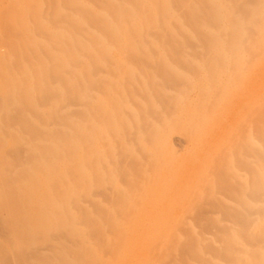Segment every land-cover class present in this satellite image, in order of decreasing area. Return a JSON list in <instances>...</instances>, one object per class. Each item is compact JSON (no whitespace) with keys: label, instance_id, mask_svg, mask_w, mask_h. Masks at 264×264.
Here are the masks:
<instances>
[{"label":"bare ground","instance_id":"obj_1","mask_svg":"<svg viewBox=\"0 0 264 264\" xmlns=\"http://www.w3.org/2000/svg\"><path fill=\"white\" fill-rule=\"evenodd\" d=\"M14 4L13 11L23 15L14 21L17 26L9 23L16 19L13 15L10 20L11 8L5 14L9 20L1 22L10 28L5 34H17V43L15 39L6 43L17 44L19 53L17 57L11 52L17 57L14 63L3 59L8 51L6 57L3 53L0 63L7 64L0 66V87L12 83L18 88L8 89L14 97L9 92L13 101L6 103L11 96L2 87L7 97L3 93L0 101L5 103H0L5 106L0 111L28 122L21 127L36 130L32 135L39 136L38 141L31 144L29 139L31 146H26L33 155L46 151L42 154L47 160L40 158L47 161L42 167H49L44 168L48 182L55 183L49 184H62V190L64 184L62 192L69 191L68 195L80 193L70 186L66 191V184L79 189L100 183L97 187L109 192L110 185L112 196L102 192L112 201L90 199L99 190L96 186L92 191L84 186L89 192L80 195L88 198L86 202H105L97 207H106L105 212L106 201L113 203L109 214L118 221L110 218L108 224L113 222L119 232L141 234L140 243L153 237L161 249L169 245L172 264H264V0H14ZM6 117L5 122H14ZM21 154L19 160L24 158ZM33 155H28L30 163L38 162ZM41 174L35 175L48 180ZM50 196L48 203L55 202L56 209L70 206ZM71 197L69 201L77 196ZM16 198L10 206L21 199ZM82 199L79 204L87 206ZM74 201L79 200L71 201L75 205ZM53 207L52 213L46 212L54 217L68 212L64 207L56 214ZM79 213L88 215L81 209ZM69 221L63 225L74 227ZM155 244L144 249L153 251ZM163 252L156 258H163L167 251ZM145 255V260L158 261Z\"/></svg>","mask_w":264,"mask_h":264},{"label":"rangeland","instance_id":"obj_2","mask_svg":"<svg viewBox=\"0 0 264 264\" xmlns=\"http://www.w3.org/2000/svg\"><path fill=\"white\" fill-rule=\"evenodd\" d=\"M2 0H0V32H2V34H0V59H2V57H3V55L5 54V57H6V55H7V51H8V55H7V58H3V59H6V61L7 62H13L14 63V61H15V59L14 58H17L18 56V53L19 52H17L19 49H17V47H18V45L16 46L15 44H14V42H15V40H16V42L15 43H17V39H15L14 37H16V35L14 34L13 36H10L9 34L7 35V34H5L6 33V29L7 28H9L8 26H7V28H5V26L6 25H4V24H6V22H7V20H9V19H6V18H8V17H6L7 15H5L6 13H8L7 11L11 8V12L10 13H12V17H13V15H15V20H13L14 19V17L12 18L11 16H9L10 18H12V19H10V20H13V22L12 21H9V23L11 22L12 24L13 23H15V26H17V22H14V21H16V20H19L23 15L21 14L22 12L20 11V10H22L20 7V5H16V8H19L20 10V14L22 15H20V14H18V11H16V13L13 11L14 10V7H15V4H14V0L13 1H9V0H3L2 2H1ZM12 2H13V4H12ZM16 2V1H15ZM9 3H11L12 4V6H10V4ZM18 4V3H17ZM2 5V6H1ZM4 5V6H3ZM14 6V7H13ZM9 7V8H8ZM5 9H7V10H5ZM16 10V9H15ZM2 11H4V12H2ZM6 11V12H5ZM14 13V14H13ZM9 14V13H8ZM11 15V14H10ZM21 16V17H20ZM6 17V18H5ZM18 17H20V18H18ZM2 18H4V24L2 23L3 22V19ZM2 19V20H1ZM6 19V20H5ZM2 21V22H1ZM9 25V24H8ZM2 26V27H1ZM12 26V25H11ZM4 27V28H3ZM11 28H13V29H16L17 27H11ZM3 29V30H2ZM10 29V28H9ZM2 30V31H1ZM4 30H5V33H4ZM7 31H8V29H7ZM16 30H13L12 31V29H11V33H14ZM10 33V32H9ZM16 33H17V31H16ZM3 35V36H2ZM2 39V40H1ZM12 40V41H14V42H12V41H8L9 43L7 44L6 43V41L7 40ZM15 39V40H14ZM27 40H29L28 39V37H27ZM6 44H5V43ZM11 42V43H10ZM4 43V46L2 45ZM14 44V45H13ZM5 45H7V48H9V47H11V46H13V47H11V48H9V49H7L6 48V46ZM8 45H10V46H8ZM15 46V47H14ZM6 48V49H5ZM15 48H16V50H15ZM4 49V50H3ZM14 49V50H13ZM9 51H10V53H9ZM15 52V53H13L15 56H17V57H15L13 54V57H11L12 55H11V52ZM2 53V54H1ZM4 53V54H3ZM11 55V56H10ZM9 56V57H8ZM29 57V54H26V56L25 57ZM10 58H13V59H10ZM3 59H2V61H3ZM27 59V58H26ZM1 61V63H0V66H5L6 64H7V62L6 63H3ZM13 63H11V65L13 64ZM4 69V68H3ZM2 69V70H3ZM1 71V70H0ZM3 72V71H2ZM2 72H1V76H2ZM0 76V77H1ZM0 81H1V78H0ZM12 82V81H11ZM0 85H1V83H0ZM4 86V85H3ZM2 86V87H3ZM2 87H0V95L2 96V97H0V100H4L3 98H5V96H6V94L4 93L5 91L4 90H6V93L8 94L7 96H11L12 95V92L11 91H13V89L12 88H14V89H16V88H18V87H13V84L12 83H9V85L7 86V87H3V89L4 90H1L2 89ZM7 88V89H6ZM8 89H12L11 91L10 90H8ZM1 91H3V92H1ZM8 91V92H7ZM15 91V90H14ZM9 92H11L10 94L11 95H9ZM16 92V91H15ZM15 92H14V95H15ZM5 94V96H4V94ZM6 96V97H7ZM13 96V95H12ZM12 96L11 97H7V98H5V101L7 100H9L10 99V101L12 102L13 100H11L12 99ZM14 97V96H13ZM5 101H0V102H3V103H5ZM7 101H6V103H7ZM1 104L0 103V107L2 108V106L4 107L5 106V104ZM5 109V108H4ZM0 110H3V108L2 109H0ZM4 112V111H3ZM3 112H1L0 111V113H1V116H0V119H1V121H3V123H1V121H0V141H1V143H0V196L2 197V200H3V196H5L7 193H8V195H6L5 196V199H4V201H1V197H0V221L2 222V224H4V227H3V225L1 226V227H3L2 229H0V264H1V262H3V263H5V264H7V262L9 263V264H151V262L150 263H147V262H149V260L150 261H152V260H154L153 258H152V260L151 259H149V260H145L146 259V253H147V258H150L149 257V255H150V252L152 253L153 251V253H156L157 255H159L160 256V254L158 253V252H160L161 250H162V252L165 250V252H163V254L165 255V258H164V255H163V258H161V257H158V259L156 258V254H153V255H150L151 257H153V256H155V260H158L159 262H163L164 260H165V264H169V262H170V264H172V260L170 261V258H171V253H172V249L171 248H169L170 246L169 245H161V246H163V248L161 249L160 247H159V241H157L155 238H153L152 236V238H149V239H146V240H144V241H146L147 243H145L144 241H142V243H140V241L141 240H143L144 239V236H143V239H142V235L141 234H139L138 233V235H133V234H130L129 232H127L128 234H126L125 232L126 231H124V230H122L124 233H122V231H120L119 232V230L121 229H119V228H117V230H116V227H114V225H113V222H116V221H118L117 219H115V218H112L113 216H111L110 214H113V213H111V211H109L110 209H111V207L113 206V203L112 204H110V202H109V200L110 201H112L110 198L111 197H107L106 196V193H104V192H107V195L108 196H112V193H111V191H112V187L109 185V189H106V190H110V192L109 191H105V189L104 188H98L101 184L100 183H97V185H98V187H97V185H95L96 186V188H98L99 190H100V194H99V190H98V192L97 193H95V192H93V194L92 195H90V196H88L90 199H93V198H100V199H98V200H101V202H102V200L103 201H105L104 199L105 198H109V200H107L106 201V206H107V213L109 214V212H110V216L108 217V215H106V212L104 211L105 210V208L106 207H104L103 208V206H104V204H105V202H103V203H101L100 201H99V203H101L103 206L101 207V208H99V209H101V210H99V209H97V207H99V206H101V204H96L95 202H96V200L94 199V200H92V201H90V202H86V201H88V198H87V200L85 201V199L83 200L82 199V195H83V197H84V194L86 195V193L87 192H89V190L91 189V191H92V189L95 187V186H93V185H89L90 187H88L87 185H84V186H86V187H88L89 188V190H87L83 185H81L80 187L79 186H77V187H79V189L78 188H75L76 186H71V185H68V184H66L67 186H66V191H67V189L69 188L68 186H70V188H74V189H71V190H78V193H80V194H82V195H80V194H75V195H68L67 193L69 192H66V193H63V192H65V188H64V184H63V189L64 190H62L61 189V185L62 184H60V185H55L56 187H58V188H56L55 189V186L53 187V186H51V185H53V184H49L50 182H48L49 181V172L47 171L48 170V164L46 165L48 168H46V167H42V166H45L44 164H46L47 163V161H44V163H43V161H41V158L42 159H44V160H47V158L45 157V154L43 155L42 153L44 152H46V151H44V149H43V152L41 151V150H39V152L41 153V155L38 153V154H35V155H33L32 153H33V149H30L29 150V148H28V146H26V145H29V143L31 142V144H32V140H36V141H38L37 139L39 138V136H37V137H35L34 136V133H33V135H32V132H35V131H32L31 132V130L28 128V127H26L27 126V124H28V122H20V120L18 119V121L17 120H15L17 117H15V116H13V115H10V116H7V117H11V119H13L14 117V119L13 120H10L9 118H7L6 117V115H3L2 113ZM5 114V113H4ZM3 117H6V118H4V119H6L7 121L9 120V121H14V122H5L4 120H3ZM15 121H16V123H15ZM15 124V125H14ZM20 124H22V125H25L26 124V126H24L25 127V130H26V132H25V130L20 126ZM8 125H11L10 126V128H9V126ZM13 125V126H12ZM17 125V126H16ZM2 126V127H1ZM17 127L19 128V129H17ZM20 127H21V129H20ZM5 128V129H4ZM11 128L13 129V130H11ZM27 128V129H26ZM2 129H3V131H2ZM10 129V130H9ZM29 129V130H28ZM23 130H24V132H23ZM28 130V131H27ZM6 131V132H5ZM10 131V132H9ZM7 132L8 133H10L9 135L7 134ZM15 132V133H14ZM24 134H23V133ZM30 134H29V133ZM14 133V134H13ZM35 134H37V135H39L38 133H35ZM11 135V136H10ZM14 135H16V136H14ZM24 135H26V136H24ZM18 136H20V137H18ZM5 137V138H4ZM21 137L24 139V141H22V139H21ZM27 138H28V140H27ZM41 138V137H40ZM26 139V140H25ZM29 139H31L30 141H29ZM16 141V142H13V141ZM4 143H3V142ZM22 141V142H21ZM29 141V143H27ZM40 141H41V139H40ZM40 141L39 142H35L36 144H39L40 143ZM18 142L19 143H22L21 145H23V143L25 142V147L24 146H21L20 144H18ZM34 142V141H33ZM3 143V144H2ZM13 143V144H12ZM35 143H33L34 145H35ZM31 144L29 145V146H31ZM40 144H42V143H40ZM40 144H39V146L37 145V147H40ZM175 144H179V143H175ZM1 145L3 146V147H1ZM18 145H20V147L18 146ZM16 146V147H15ZM36 146V145H35ZM176 146H178V145H176ZM22 147V148H21ZM27 147V148H26ZM18 148H20L19 150H18ZM33 148V147H32ZM7 149V150H6ZM10 149V150H9ZM24 149H28L26 152L27 153H29L28 155H29V157H30V153H31V158H32V155L36 158V159H39L40 157V160L38 161V162H36L35 161V158H34V162H36V163H38V164H42V165H40V167H42L43 169H41L40 167H38V164H36V163H33V162H31L30 163V161H31V158L29 159V157H28V155H26L27 153L26 152H24ZM6 150V151H5ZM10 151H12V152H10ZM3 152V153H2ZM5 152V153H4ZM7 152H8V154H7ZM20 153H22L24 156V158L26 159V157H28L26 160L24 159V158H22V159H18V158H20L19 156L20 155H18V154ZM26 153V154H25ZM12 154V155H11ZM16 154V155H15ZM22 154H21V156H22ZM5 155V156H4ZM3 156V157H2ZM16 157H17V159H16ZM39 157V158H38ZM12 158V159H11ZM2 159V160H1ZM6 159V160H5ZM11 159V160H10ZM16 159V161H14ZM28 159H29V161H28ZM4 160V161H3ZM10 163H9V162ZM14 161V162H13ZM23 161H26L25 163L23 162ZM15 162H17V163H15ZM21 163V165H19L20 163ZM30 163V164H29ZM32 163H33V165H37V166H34V167H38V169L36 170L34 167H32ZM15 164V165H14ZM14 165V166H13ZM2 166H3V168H2ZM9 168H8V167ZM16 166V167H15ZM20 166V167H19ZM22 166V167H21ZM6 169H5V168ZM40 168V169H39ZM47 169V170H45V169ZM2 169V170H1ZM35 170L36 171H38V173L37 172H35ZM45 171V172H41V171ZM31 171V172H30ZM34 171V172H33ZM47 171V172H46ZM3 172V173H2ZM6 172V173H5ZM10 172V173H9ZM39 172H41V173H45L44 175H45V177H47L46 179H48V180H42V179H44V177H43V174H41V173H39ZM9 173V174H8ZM32 173V174H31ZM41 174L42 175V179H41V175L40 176H38V175H35V174ZM33 174H34V176H33ZM3 175H5V176H3ZM13 175V176H12ZM15 175V176H14ZM16 175H18V176H16ZM26 177H25V176ZM2 176V177H1ZM7 176V177H6ZM20 176H22V177H20ZM29 176V177H28ZM31 176V177H30ZM35 176H37V179H36V177ZM153 176H155V175H153ZM40 177V178H39ZM9 178V179H8ZM23 178V179H22ZM32 178V179H31ZM155 178H156V176H155ZM12 179V180H11ZM21 181H20V180ZM32 181H31V180ZM147 179V178H146ZM37 180H38V182H37ZM152 180V179H151ZM140 181H142V179L141 180H139V182ZM147 181V180H146ZM8 182H10V184L8 183ZM48 182V183H47ZM142 182H144V180L142 181ZM152 181H149V183H151ZM51 183H54V182H51ZM57 183V182H56ZM3 184V185H2ZM49 184V185H48ZM55 184V183H54ZM100 184V185H99ZM2 185V186H1ZM105 184H103V186H104ZM121 186H122V184H120ZM8 186V187H7ZM11 186V187H10ZM83 186V187H82ZM93 186V187H92ZM107 184H106V186H104L105 188H107ZM49 187V188H48ZM53 187V188H52ZM111 188V189H110ZM3 191H5V192H2V190ZM47 189V190H46ZM52 189V193H51V190ZM53 189H55L54 191H57V189H58V192H55L54 193V191H53ZM69 190V189H68ZM97 190H95V191H97ZM104 190V192H102ZM18 191V192H17ZM49 191V192H48ZM63 191V192H62ZM90 191V192H91ZM94 191V190H93ZM63 193V194H65V195H62V196H60V193ZM108 192L111 194V195H109L108 194ZM4 193V194H3ZM6 193V194H5ZM21 193V194H20ZM23 193V194H22ZM61 193V194H62ZM10 194V195H9ZM17 194V195H16ZM45 194V195H44ZM47 194V195H46ZM95 194V195H94ZM100 196H99V195ZM13 195V196H12ZM20 195V196H19ZM50 195H52L53 197L52 198H50L51 200H53V198H54V196L55 197H59L58 199L59 200H57L56 198L54 199V201H59L60 202V200L61 201H63V203L64 202H67V204H69L70 206L68 207L67 205H64V207L66 208V210L64 209V207L61 209V205L59 206V205H57V206H59V207H57V209H56V205L54 204L55 202H53L52 201V204L53 205H51V204H49L48 203V201H49V197H51ZM68 195V197H66ZM102 195V196H101ZM104 195V196H103ZM15 196H17V198H16V200L18 201L22 196V198L19 200V202H17V203H19V204H17L16 202H15V204L14 205H12V206H10V204H11V202L12 201H14L15 200ZM63 196H64V198H65V200L63 199ZM70 196H73V197H71V198H74L75 196H77V197H75V198H78V202L76 203V201H74L75 202V205H74V203L73 202H71V201H73V200H75V198L73 199V200H70L69 201V197ZM12 198L11 200H10V198ZM48 199H47V198ZM8 198V199H7ZM19 198V199H18ZM68 199V200H67ZM80 199H82L83 201H85L84 203H87V206L88 205H90L93 201V203L90 205L91 207H90V209H91V211H90V213L88 212V210L87 209H89V206L87 207L86 206V204L84 205V204H79L80 203ZM7 200V202H8V200H9V205H7L8 203L7 202H5ZM40 200H41V202H40ZM44 200V201H43ZM50 200V201H51ZM81 200V201H82ZM82 201V202H83ZM2 202H4V203H2ZM26 204H25V203ZM44 202H46L45 204H44ZM58 202V203H59ZM14 202H12V204H13ZM21 203H22V205H21ZM48 203V204H47ZM71 203V204H70ZM96 205H95V204ZM41 204V205H40ZM60 204H61V202H60ZM76 204H78L79 206H77ZM7 205V206H6ZM17 205V206H16ZM45 205V206H44ZM46 205H48V208H50V209H48L47 208V206ZM55 205V208L53 207ZM73 205V206H72ZM3 206V207H2ZM62 206H63V204H62ZM75 206H77V207H75ZM80 206H82L83 207V209L82 208H80L81 209V212L83 213L84 211H85V214H88L87 216L86 215H83V214H81V215H79L80 213H79V211H80V209L78 210L77 208H79ZM96 206V207H95ZM108 206H111L110 207V209L108 208ZM7 207H8V211H7ZM9 207H10V209H9ZM14 209V211H12L13 209ZM16 207H17V209H16ZM52 207H53V209H55V210H57V212H56V214L58 213V212H60L59 210L61 209L62 210V212H63V210H65V211H68V212H65V214L67 215V214H70L71 212L70 211H72V213H71V215H69L70 217H67L65 214V216L68 218H66L65 216V218L62 216V214L60 215V213L57 215V216H52V215H54L55 213H53V214H51L54 210H52ZM71 207V208H70ZM74 207V208H73ZM92 207L94 208V209H92ZM22 208H24V209H22ZM36 208V209H35ZM70 208V209H69ZM44 209H46V210H44ZM96 209H97V211H96ZM7 212H6V211ZM49 210H52V211H49ZM70 210V211H69ZM104 211V212H101V211ZM4 211V212H3ZM9 211H11V213H9ZM27 211H29V212H27ZM31 211V212H30ZM46 211H48V212H51V213H49L48 214V212H46ZM95 211V212H94ZM5 212L7 213V216H6V214H5ZM97 212V213H96ZM79 213V214H78ZM105 213V215H103ZM177 213H179L180 214V211L179 210H177V212H176V217H175V219L176 218H178L177 216H178V214ZM4 214H5V216H4ZM9 214H11V215H9ZM13 214V215H12ZM23 214H25V215H23ZM74 214H76V215H78L79 217H80V219L76 216L75 218H73L75 215ZM98 214V215H97ZM101 214V215H100ZM27 215V216H26ZM28 215H29V217H28ZM33 215H35V216H33ZM72 215H74L73 217H72ZM4 216V217H3ZM8 216H10V217H8ZM84 216H86V217H89V218H87V219H89L87 222H88V224H87V222L86 223H83V222H85V220H84V218H86V217H84ZM99 216V217H98ZM105 216V219L103 218ZM106 216L108 217L107 219H106ZM27 217H28V219H27ZM36 217V218H35ZM39 217V218H38ZM53 217V218H52ZM81 217H82V220H81ZM101 217H102V219L104 220H102L101 219ZM100 218V219H99ZM110 218H112V219H110ZM12 219V220H11ZM31 219V220H30ZM59 219V220H58ZM60 219H62V220H60ZM77 219V220H76ZM86 219V220H87ZM113 220V222L111 223H109L108 224V220ZM120 219V218H119ZM122 219V218H121ZM26 220V221H25ZM30 220V221H29ZM35 220V221H34ZM43 220V221H42ZM69 221V220H71V221H69L68 223L70 224V225H73L74 227H71V226H69V227H67V226H65V225H63V221ZM75 220V221H74ZM79 220V221H78ZM94 220V221H93ZM116 220V221H115ZM123 220V219H122ZM4 221V222H3ZM28 221H29V224H28ZM41 223H40V222ZM78 223H77V222ZM83 221V222H82ZM98 221H99V223H98ZM102 221L104 222V223H102ZM120 221V220H119ZM0 222V223H1ZM6 222L8 223V224H6ZM10 222V223H9ZM24 222H26V223H24ZM40 224H39V223ZM51 222H54V223H51ZM56 222V223H55ZM61 223V224H59V223ZM79 222H82V223H79ZM94 222V223H93ZM97 222V223H96ZM37 223V224H36ZM43 223V224H42ZM66 223V222H65ZM64 223V224H65ZM68 223H67V225H68ZM76 223L78 224V225H76ZM93 223V224H92ZM118 223V226H119V224L121 223V222H117ZM24 224V225H23ZM25 224H27V225H25ZM34 224V225H33ZM39 224V225H38ZM55 224V225H54ZM80 224H81V226H80ZM84 224H87V225H85L84 226ZM107 224V225H106ZM9 225V226H8ZM23 225V226H22ZM30 225V226H29ZM35 225H38V226H35ZM51 225H54V226H51ZM58 225V226H57ZM98 225V226H97ZM22 226V227H21ZM40 226H42V228H40ZM64 227V228H62V227ZM78 226H80V227H78ZM116 226V225H115ZM0 227V228H1ZM28 227V228H27ZM30 227V228H29ZM37 227V228H36ZM39 227V228H38ZM57 227V228H56ZM61 229H63V230H59L60 228ZM77 227V228H76ZM89 227V228H88ZM100 228V230L102 231V232H100L99 231V228ZM108 227H110V228H108ZM26 229L25 231H24V229ZM33 228V229H32ZM44 228V229H43ZM59 228V229H58ZM75 228L78 230H75ZM104 228H108V229H104ZM3 229H6L5 230V232H3L4 230ZM12 229V230H11ZM30 229V230H29ZM41 229V230H40ZM52 229H53V231H52ZM82 229V230H81ZM85 229V232L83 231ZM110 229V230H109ZM33 230V231H32ZM44 230H46V231H44ZM88 230V231H87ZM59 231V232H58ZM71 231V232H70ZM77 231V232H76ZM110 231V232H109ZM8 232V233H7ZM17 232V233H16ZM26 232V233H25ZM34 232V233H33ZM45 232V233H44ZM81 232V233H80ZM83 232H84V234H83ZM87 232V236L85 235V233ZM36 233V234H35ZM79 233V234H78ZM101 234V235H99V234ZM5 234V236H3ZM7 234H10L11 236H9V235H7ZM16 234V235H15ZM41 234V235H40ZM62 235V236H61ZM79 235V236H78ZM141 235V236H140ZM143 235H145V234H143ZM148 236H150V235H152V234H147ZM114 236V237H113ZM146 236V235H145ZM148 236H146V238L148 237ZM156 238H159L158 236H159V234H156ZM162 237H164L165 235H161ZM154 237H155V235H154ZM79 238H80V240H79ZM141 238V239H140ZM87 239V240H86ZM135 239V240H134ZM139 240V241H137V240ZM57 240H58V242H57ZM115 240V241H114ZM150 240V241H149ZM153 240V241H152ZM76 241V242H75ZM79 241V242H78ZM149 241V242H148ZM153 242V244L155 243V242H158V244H155V245H158V246H155V248H157V249H153V251H151V250H148V251H146L144 248H149L150 249V246H152V242ZM75 242V243H74ZM85 242V243H84ZM87 242H88V245H87ZM150 242H151V245L149 246H147V247H142V246H145V244H150ZM90 243V244H89ZM82 244H83V246H82ZM143 244V245H142ZM160 244H162V242L160 243ZM80 247H79V246ZM91 245V246H90ZM159 247V248H158ZM167 247L169 248L168 250H167ZM154 248V247H153ZM166 248V249H165ZM161 249V250H160ZM171 249V250H170ZM4 250H5V252H4ZM8 251V252H7ZM168 251H170L169 253H168ZM7 252V253H6ZM167 253H168V255H167ZM4 255H5V257H4ZM143 257H142V256ZM170 255V256H169ZM138 258H140V261H142V260H145V261H142V263L140 262V261H138L139 259ZM145 258V259H144ZM168 258V259H167ZM7 260V261H6ZM168 260V261H167ZM158 261H152V264H159V262ZM167 261V262H166ZM143 262H145V263H143ZM157 262V263H156ZM2 263V264H3ZM161 264H164V262L163 263H161Z\"/></svg>","mask_w":264,"mask_h":264}]
</instances>
